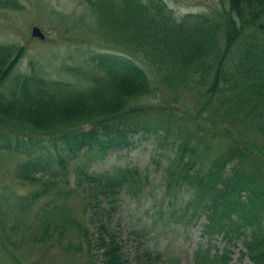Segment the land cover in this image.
Returning a JSON list of instances; mask_svg holds the SVG:
<instances>
[{"label":"trees","instance_id":"obj_1","mask_svg":"<svg viewBox=\"0 0 264 264\" xmlns=\"http://www.w3.org/2000/svg\"><path fill=\"white\" fill-rule=\"evenodd\" d=\"M82 1L112 50L96 51L87 65L70 68L84 83L79 85L33 70L15 74L22 47L0 43V137L43 135L51 145L61 143L74 154L84 148L105 152L128 146L139 132L155 134L160 145L168 141L174 150L163 169L165 196L176 200L181 189L188 191L182 215L193 219L204 213L205 234L220 232L227 245L241 238L243 256L252 264H264V185L261 175L247 167L244 151L250 147L264 158V0H221L222 10L179 16L166 0ZM0 7L21 5L0 0ZM137 54L156 77L138 63ZM159 83L197 95L194 127L173 121L166 107L153 112L150 106L139 109L133 104L153 95ZM199 117L212 126H203ZM216 119L226 121L225 130L217 134L228 143L211 157L208 142ZM83 122L89 126H79ZM248 133H257L261 140H248ZM22 167L28 178L36 179L29 172L44 170L47 164L35 159ZM83 176L92 184L91 196L106 197L111 212L122 185L134 191V182L144 178L135 168L103 175L84 171ZM101 228L96 241L103 249L102 264H130L116 237ZM210 245L195 249L193 264H229V248L212 252Z\"/></svg>","mask_w":264,"mask_h":264},{"label":"rangeland","instance_id":"obj_2","mask_svg":"<svg viewBox=\"0 0 264 264\" xmlns=\"http://www.w3.org/2000/svg\"><path fill=\"white\" fill-rule=\"evenodd\" d=\"M166 1L176 16L223 8L221 0ZM18 2L21 8L0 7V43L17 44L23 51L14 73L33 70L49 79L84 85L70 68L88 64L93 53L112 50L113 44L97 32L83 1ZM33 26L39 27L43 36L33 35ZM136 59L151 77L155 76L147 61L139 54ZM199 103L190 89L163 83L153 95L133 100L137 108L150 106L153 112L166 107L173 121L187 126L196 122ZM198 121L207 128L212 126L201 117ZM87 123L79 126L86 128ZM225 124L224 119H216L215 133L211 131L208 142L211 157L227 146L228 140L217 134L225 130ZM42 136L0 137V264H102L103 249L96 241L101 226L116 237L130 264H193L195 249L209 243L212 252L229 248V264H252L243 256L241 238L227 245L222 233L203 232L204 213L193 219L190 214H181L190 200L188 191L181 189L176 200L165 196L163 169L174 152L170 142L160 145L155 134L139 132L132 135L128 146L105 152L84 148L69 154L61 143L51 145ZM245 138L261 140L257 133H248ZM244 151L248 152L247 167L261 175L260 184L264 185V158L250 147L244 146ZM35 159L47 167L29 172L36 179L28 178L22 166ZM117 168H135L144 178L142 183L134 182V191L122 185L111 212L106 197L91 196L92 184L84 180L83 173L103 175ZM245 195L243 192L241 200ZM44 223L47 234L43 233Z\"/></svg>","mask_w":264,"mask_h":264},{"label":"water","instance_id":"obj_3","mask_svg":"<svg viewBox=\"0 0 264 264\" xmlns=\"http://www.w3.org/2000/svg\"><path fill=\"white\" fill-rule=\"evenodd\" d=\"M32 33L35 36H43L41 30L37 26H33Z\"/></svg>","mask_w":264,"mask_h":264}]
</instances>
